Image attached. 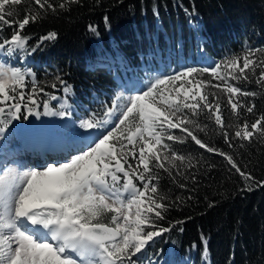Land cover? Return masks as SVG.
<instances>
[{"label": "trees", "instance_id": "obj_1", "mask_svg": "<svg viewBox=\"0 0 264 264\" xmlns=\"http://www.w3.org/2000/svg\"><path fill=\"white\" fill-rule=\"evenodd\" d=\"M193 22L208 55L238 63L232 79L244 93L234 107L220 103L216 122L185 124L188 135L167 139L169 157L148 163L154 252L264 264V0H2L0 46L32 59L26 83L40 103L67 88L75 112L101 119L117 88L114 71L100 65L105 53L118 49L140 65L166 33L189 48ZM109 217L100 212L89 226Z\"/></svg>", "mask_w": 264, "mask_h": 264}, {"label": "rangeland", "instance_id": "obj_2", "mask_svg": "<svg viewBox=\"0 0 264 264\" xmlns=\"http://www.w3.org/2000/svg\"><path fill=\"white\" fill-rule=\"evenodd\" d=\"M191 26L201 45L197 23ZM184 42L181 36L176 46L155 50L152 72L122 74L100 122L73 111L67 88L40 103L26 83L33 79L31 59L0 46V264H209L204 255L154 252L160 231L151 220L148 163L169 157L167 139L188 135L185 124L198 116L216 122L220 103L234 107L244 91L232 79L237 62L205 59L201 47L187 57ZM167 61L172 65L163 73L158 67ZM20 111L29 120L18 132ZM41 147L49 151L46 160L28 158ZM100 212H109V225L122 232L118 240L88 238ZM23 220L43 226L45 235L30 234Z\"/></svg>", "mask_w": 264, "mask_h": 264}, {"label": "water", "instance_id": "obj_3", "mask_svg": "<svg viewBox=\"0 0 264 264\" xmlns=\"http://www.w3.org/2000/svg\"><path fill=\"white\" fill-rule=\"evenodd\" d=\"M88 236L98 243H108L118 240L122 236V232L111 225L94 224L89 227Z\"/></svg>", "mask_w": 264, "mask_h": 264}, {"label": "bare ground", "instance_id": "obj_4", "mask_svg": "<svg viewBox=\"0 0 264 264\" xmlns=\"http://www.w3.org/2000/svg\"><path fill=\"white\" fill-rule=\"evenodd\" d=\"M42 138V137H41ZM23 147H24V149L26 150V146L25 145H22ZM22 146L20 147V149L19 150H21V149H23L22 148ZM47 149H43L42 147L41 148H39V149H37V151H32V153L31 154H29L30 156L28 157L29 159L33 156L34 157V159H35V161H42V160H46L47 159V156H48V153H49V151L47 150ZM22 151H24V150H22ZM37 156V157H36ZM22 162V161H21ZM24 213H26V211H23L22 212V215H24ZM25 216V215H24ZM24 225H30L31 226V224L29 223V222H25L24 223ZM37 232L39 233V234H43V232L41 231V230H39V229H37Z\"/></svg>", "mask_w": 264, "mask_h": 264}]
</instances>
